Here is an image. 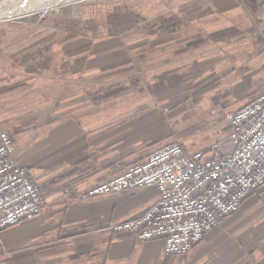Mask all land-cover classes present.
Returning a JSON list of instances; mask_svg holds the SVG:
<instances>
[{"label":"crops","instance_id":"0c3cea01","mask_svg":"<svg viewBox=\"0 0 264 264\" xmlns=\"http://www.w3.org/2000/svg\"><path fill=\"white\" fill-rule=\"evenodd\" d=\"M132 9L89 32L0 27L24 29L0 35V129L46 198L0 233V264H264V185L185 256L109 229L155 203V187L90 195L174 140L189 155L230 153L227 114L264 92V0Z\"/></svg>","mask_w":264,"mask_h":264},{"label":"built area","instance_id":"2783aa9c","mask_svg":"<svg viewBox=\"0 0 264 264\" xmlns=\"http://www.w3.org/2000/svg\"><path fill=\"white\" fill-rule=\"evenodd\" d=\"M227 119L233 128L230 153L210 156L218 148L215 144L189 155L183 145L170 143L95 188L90 195L144 187L158 190L157 201L142 214L109 229L140 240L161 239L166 253L185 256L224 217L238 212L244 200L264 185V92L228 113ZM14 151L12 135L0 129V233L46 206L39 185L16 161Z\"/></svg>","mask_w":264,"mask_h":264},{"label":"rangeland","instance_id":"374dc122","mask_svg":"<svg viewBox=\"0 0 264 264\" xmlns=\"http://www.w3.org/2000/svg\"><path fill=\"white\" fill-rule=\"evenodd\" d=\"M146 0H84L79 2H74L62 6L59 10L51 9L47 12H41L29 16H24L20 18L6 19L0 21V27H7L4 23L14 24V23H33V22H46V23H59L65 24L70 28L74 26H83V32H89L86 30L89 24H94L96 20L99 23V26L106 28L107 23L111 25L112 17L122 18V16H128L132 14L134 7H141V3H144ZM102 24V25H101ZM130 25L132 22L129 23ZM11 25H8L10 27ZM13 27V26H11ZM85 30H84V29ZM24 30V29H23ZM21 31L18 26H14L13 29L4 30L0 28L1 34H22L24 31ZM71 30V29H70ZM171 143L180 142L174 140ZM182 145V144H181Z\"/></svg>","mask_w":264,"mask_h":264},{"label":"bare ground","instance_id":"6f19581e","mask_svg":"<svg viewBox=\"0 0 264 264\" xmlns=\"http://www.w3.org/2000/svg\"><path fill=\"white\" fill-rule=\"evenodd\" d=\"M84 0H0V21L20 18ZM66 7V6H65Z\"/></svg>","mask_w":264,"mask_h":264},{"label":"water","instance_id":"95a60500","mask_svg":"<svg viewBox=\"0 0 264 264\" xmlns=\"http://www.w3.org/2000/svg\"><path fill=\"white\" fill-rule=\"evenodd\" d=\"M6 20V19H5Z\"/></svg>","mask_w":264,"mask_h":264}]
</instances>
